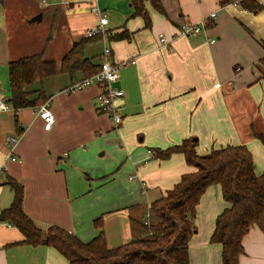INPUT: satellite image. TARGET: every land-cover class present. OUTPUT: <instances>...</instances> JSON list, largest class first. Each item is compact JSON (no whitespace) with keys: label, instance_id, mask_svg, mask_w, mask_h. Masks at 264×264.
Listing matches in <instances>:
<instances>
[{"label":"crops","instance_id":"0c3cea01","mask_svg":"<svg viewBox=\"0 0 264 264\" xmlns=\"http://www.w3.org/2000/svg\"><path fill=\"white\" fill-rule=\"evenodd\" d=\"M160 1L164 13L145 3L149 26L145 27L141 17L129 15L123 24L130 33L128 39H100L103 47L107 44L111 48V60L135 58V63L120 70V78L114 83L124 93L118 100L122 122L117 128L96 106L98 86L72 93L62 91L85 77L79 72L71 81L58 70L49 76L54 77L50 85L62 81L54 88L45 83L46 78L43 80L46 101L54 116L49 129L35 113L37 106L0 111V210L13 198L12 189L5 183L11 176L23 185L24 211L39 225L56 224L88 241L100 231L93 220L102 216L101 230L112 247L142 236V223L150 221V202L171 188L183 173L194 169L181 153L159 159L152 155L151 148L163 149L188 137L196 138L199 154L226 144H246L252 152L255 172L264 171V147L249 131L252 123L245 115L251 105L260 118L258 125L264 127V8L247 10L237 1L225 5L220 0ZM257 1L264 7V0ZM39 3L49 7L47 14L52 21L59 13L72 17L66 23L67 49L54 59L59 67L62 55L85 36L96 18L87 0ZM104 3L98 0L106 12ZM7 12L1 0L0 96L9 101L3 93L8 80L7 63L25 55L14 46L18 29L8 23ZM213 12L215 17L208 18L204 30L190 37L178 34L182 23H198ZM88 14L93 24L75 25L77 18ZM160 34L166 42H160ZM46 50L47 44L39 53L44 57ZM102 50L97 59L87 56L100 63ZM61 76L67 82L58 78ZM8 136L16 140L12 151L15 159L8 157ZM97 150L98 157L108 154L107 158L96 160ZM94 164H98L92 171L96 176L109 174L114 168L117 171L89 184L81 174L84 172L88 179L85 171ZM226 205L217 184L208 186L200 197L194 220L198 228L196 225L189 242L190 264H220L221 245L211 243L209 237L216 215ZM22 239L17 227L0 222V264H68L52 246H33L20 242ZM242 245L244 253L239 256V264H264V233L257 225L249 228Z\"/></svg>","mask_w":264,"mask_h":264},{"label":"trees","instance_id":"16d2710c","mask_svg":"<svg viewBox=\"0 0 264 264\" xmlns=\"http://www.w3.org/2000/svg\"><path fill=\"white\" fill-rule=\"evenodd\" d=\"M233 1L220 0V3L225 5ZM146 2L164 13L160 0H130V17H141L145 27L151 24ZM238 2L247 10L264 8L257 0ZM106 37L123 40L128 39L130 33L122 25L116 30L107 29ZM100 39L101 35L80 37L62 55L59 67L54 59H45L41 52L10 59L7 63L8 99L12 107L16 110L45 102L43 80L58 70L71 81L77 72L88 76L99 70L100 63L86 55V48ZM262 61L264 63V59ZM35 82L38 86L28 88ZM249 127L252 136L264 147V131L252 124ZM196 143V138L188 137L163 149H150L159 159L181 153L194 169L183 173L171 188L150 202V221L142 223V236L110 247L101 230L102 216L93 220L100 231L88 241H82L56 224L41 226L24 211L23 185L11 176H7L5 183L12 189L13 198L9 206L0 210V222L17 227L23 235L20 242L52 246L68 264H190L189 242L196 231V206L206 188L217 184L227 205L216 215L209 241L221 245L220 264H239V256L244 253L242 238L249 228L257 225L264 233V171L255 172L252 152L246 144H226L207 154H199Z\"/></svg>","mask_w":264,"mask_h":264},{"label":"rangeland","instance_id":"374dc122","mask_svg":"<svg viewBox=\"0 0 264 264\" xmlns=\"http://www.w3.org/2000/svg\"><path fill=\"white\" fill-rule=\"evenodd\" d=\"M104 7L106 9V14L108 15L109 23L106 26V29L115 30L117 27L123 25L126 23V20L128 16L130 15V7H129V0H104ZM40 0H31L29 3H25L23 0H4V4L6 6V11L8 9L9 19L8 23L10 22L13 27H15L14 30L18 29L19 38H16L18 41L17 44H14V46H18L19 50L18 53L21 55L31 54L35 52H39L44 45L47 44V50L44 54L45 59H57L61 54L66 51L65 41L67 40L68 31L66 29V23L68 24L71 20L69 18H72L71 16H65L62 13H59L55 16V19L52 21L50 16L47 14V11L49 10V7L42 6L41 3H39ZM32 10L37 11L35 14H30ZM39 12H43V18L40 20H33L30 21L32 17L37 15ZM92 19V15H85L81 18H77L75 21V25L77 26H83L87 24H93L90 19ZM53 36V37H52ZM103 41H98L92 44L91 49L87 50L86 55L94 56V59H97V53L103 49ZM13 45V44H12ZM60 76V75H59ZM54 77H47L45 79V83L49 86H52L53 88L56 86H61V82H55L50 85L49 81ZM62 78L64 82H67V78L64 77H58ZM8 79V78H7ZM51 83V81H50ZM6 93L5 90L3 91L4 97L9 96V88H8V80L6 83ZM47 85V86H48ZM38 86V83L35 82L31 84L28 88H34ZM48 86V87H49ZM5 87V86H4ZM63 90V89H62ZM4 99V98H3ZM255 108H253L250 105V108L247 110L246 119L254 125V127L260 131H264L263 126H259L258 123H260V118L256 117L254 114ZM257 115V111H256ZM245 119V120H246ZM243 120V124L246 123V121ZM258 122V123H257ZM223 127V124L221 125ZM249 131L250 128L248 127ZM215 147V144L214 146ZM102 151V149L100 150ZM100 151H96L95 158L96 160L100 159H106V156L98 157ZM94 164L90 166L89 170H86L85 173L88 174V179H85L84 172L81 174V177L85 182H88L91 184L93 180H96L98 178L105 179L106 177L112 175L117 171V168H114L112 171L109 172V174L103 175L102 177L96 176V174L92 173V171L95 169ZM197 225V222H196ZM198 228V225H197ZM146 231V230H145Z\"/></svg>","mask_w":264,"mask_h":264},{"label":"built area","instance_id":"2783aa9c","mask_svg":"<svg viewBox=\"0 0 264 264\" xmlns=\"http://www.w3.org/2000/svg\"><path fill=\"white\" fill-rule=\"evenodd\" d=\"M46 0H42L45 3ZM89 10L95 16V25L88 28L85 31V35L92 37L95 35H101L106 38L108 24V17L104 9H102L98 0H87ZM239 1V0H235ZM215 17V12L209 16L203 18L198 23L184 22L181 24L178 34L181 36H193L194 34L204 30L208 26V18ZM160 42H166V38L163 34L159 35ZM111 48L105 44L102 50L101 61L99 70L95 73L82 77L73 83L67 85L62 91L65 93H72L88 86H98L100 88L96 95V106L106 112L117 128L122 122V114L120 111V105L118 100L123 96V90L114 86V83L120 78V70L129 63H135V58L125 59L121 61H113L109 58ZM13 108L11 103L0 96V111H5ZM35 113L44 121V128L49 129L54 122V116L50 108L49 102L45 101L38 105L35 109ZM9 148L8 157L15 159L12 155L13 148L16 144V140L13 136L6 138Z\"/></svg>","mask_w":264,"mask_h":264},{"label":"water","instance_id":"95a60500","mask_svg":"<svg viewBox=\"0 0 264 264\" xmlns=\"http://www.w3.org/2000/svg\"><path fill=\"white\" fill-rule=\"evenodd\" d=\"M41 17H42V13L41 12H39L37 15H35L34 17H32L31 19H30V21H33V20H40L41 19Z\"/></svg>","mask_w":264,"mask_h":264}]
</instances>
